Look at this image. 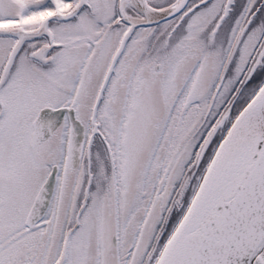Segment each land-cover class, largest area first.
<instances>
[{"label":"snow or ice","instance_id":"obj_1","mask_svg":"<svg viewBox=\"0 0 264 264\" xmlns=\"http://www.w3.org/2000/svg\"><path fill=\"white\" fill-rule=\"evenodd\" d=\"M0 264H264V0H0Z\"/></svg>","mask_w":264,"mask_h":264}]
</instances>
